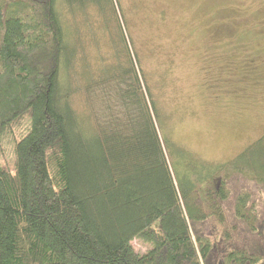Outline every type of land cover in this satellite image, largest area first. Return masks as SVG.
<instances>
[{"label": "trees", "instance_id": "obj_1", "mask_svg": "<svg viewBox=\"0 0 264 264\" xmlns=\"http://www.w3.org/2000/svg\"><path fill=\"white\" fill-rule=\"evenodd\" d=\"M56 3L0 0V264H264L263 138L175 181L122 33V58L81 74L88 113L71 105ZM212 217L218 232H206ZM134 238L150 248L139 254Z\"/></svg>", "mask_w": 264, "mask_h": 264}, {"label": "rangeland", "instance_id": "obj_2", "mask_svg": "<svg viewBox=\"0 0 264 264\" xmlns=\"http://www.w3.org/2000/svg\"><path fill=\"white\" fill-rule=\"evenodd\" d=\"M71 5L57 0L55 7L73 61L69 68L62 63L60 80L78 113H88L81 74L98 78L115 65L117 52L124 53L122 33L157 102V129L175 181L187 185L256 139L264 142V0ZM4 153L9 158V145ZM208 222L206 232L219 231L213 217ZM131 245L139 254L150 248L138 238Z\"/></svg>", "mask_w": 264, "mask_h": 264}]
</instances>
